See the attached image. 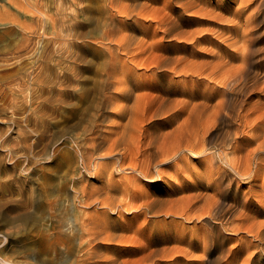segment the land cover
Instances as JSON below:
<instances>
[{
    "label": "rangeland",
    "instance_id": "374dc122",
    "mask_svg": "<svg viewBox=\"0 0 264 264\" xmlns=\"http://www.w3.org/2000/svg\"><path fill=\"white\" fill-rule=\"evenodd\" d=\"M26 1L39 3L40 13L31 11ZM35 1L0 0V264H250L257 239L246 230L252 225L255 232L264 227V0L261 6L260 0H202L205 7L220 12L215 13L220 20L210 22L197 13L201 5L169 15L178 3L194 0H115V9L93 13L96 24L86 13L71 9L66 0ZM22 3L27 4L26 11ZM165 15L166 24H161ZM41 17L43 22L36 21ZM204 32L208 36L197 43ZM197 51L203 55H192ZM35 69L41 74L32 88L42 92L35 100L61 88L68 96L62 103L48 105L45 132L34 134L36 145L27 151L14 144L17 127L12 117L21 120L27 112L18 108L25 99L13 92L28 78L21 72ZM76 88L88 89V96L76 99L72 92ZM240 89L245 93L237 95ZM25 94L32 98L29 89ZM237 111L248 113L245 123L236 118ZM5 136L12 148H6ZM58 136H63L61 142ZM251 136L255 138L249 141ZM93 137L104 141L101 154L111 151L112 158L96 159L93 164L103 166L98 177L89 178L77 148ZM186 146L202 156H191ZM55 147L69 150L70 164L53 157ZM174 148L176 157L166 165L157 164ZM121 153H125L123 167L144 168L146 180L131 169L124 174L115 171L111 163ZM233 159L240 172L255 173L254 180L231 171ZM59 164L65 171L66 190L55 208L44 198L40 212L37 193L46 178L56 175ZM156 168L162 175L153 181ZM120 179L130 186L129 212H112L100 204L108 198L104 187ZM80 186L87 192L82 194ZM83 195L88 196L80 198ZM109 197L110 202L122 199L117 190ZM174 207L183 209L178 212Z\"/></svg>",
    "mask_w": 264,
    "mask_h": 264
},
{
    "label": "bare ground",
    "instance_id": "6f19581e",
    "mask_svg": "<svg viewBox=\"0 0 264 264\" xmlns=\"http://www.w3.org/2000/svg\"><path fill=\"white\" fill-rule=\"evenodd\" d=\"M35 1V0H34ZM59 1V0H58ZM68 3H69V7L71 8V9H73V10H78V11H81L82 13H86L88 16H90V17H87L88 18V20H90V21H92V23L94 24V22H95V24H96V22H97V19H96V17H95V15H93V13L94 12H97V11H99V10H102L103 8H108L109 10H112V9H115L116 7H115V0H66ZM231 1V0H230ZM241 2H243L242 0H240ZM248 1V0H247ZM250 1H252V0H250ZM256 1V0H255ZM27 2V4H28V6H29V8L31 9V11H34V12H37V13H40V11H39V7L36 5V3H30V2H28V1H26ZM36 2V1H35ZM59 3H61V1L59 2ZM212 3V2H211ZM240 3V2H239ZM250 3V2H249ZM248 3V4H249ZM257 3V2H256ZM262 3L263 2H261V0H260V6L262 5ZM26 3L24 4V3H22V8L24 9V11H26V5H27ZM248 4H246V5H248ZM43 5V4H42ZM41 5V6H42ZM195 5H201V8L197 11V13H199L200 14V16H202V17H204L203 19H206V20H208L209 22L210 21H219L220 19H219V16L217 15V14H215L216 12H215V10H214V8L212 9V8H207V7H205V5H207V2H204V1H202V0H194V1H192V2H187V3H178L175 7H173V8H171V11L169 12V15H171L172 13H178L180 10H183V11H187V10H189V9H191V8H193ZM209 5V4H208ZM242 5H244V4H242ZM41 6H40V9H41ZM60 7H61V5H59ZM64 6V5H63ZM245 6V5H244ZM162 7V6H161ZM251 7H252V5H251ZM63 8V7H62ZM215 8H217V9H220V10H222V11H225V8H223V7H215ZM258 8H259V6H258ZM170 9V8H169ZM67 10V9H66ZM69 11H70V9H69ZM103 11V10H102ZM258 12V11H257ZM22 13V12H21ZM123 13H124V11H123ZM218 14L220 13V12H217ZM251 13H252V11H251ZM261 13V12H260ZM31 14V13H30ZM167 14V13H166ZM222 14V13H221ZM138 15V14H137ZM140 15V14H139ZM253 15V14H252ZM254 15H256V14H254ZM264 15V14H263ZM38 17V16H37ZM36 17V18H37ZM116 17V16H115ZM142 17V16H141ZM172 17V16H171ZM232 18H233V16H231ZM254 17H256V16H254ZM254 17H252L253 19H254ZM76 18V17H75ZM117 18V17H116ZM167 18H168V15H167ZM231 18V20H233ZM42 19V17L41 18H38L36 21H40V20ZM64 19V18H63ZM235 19V18H234ZM32 20V19H31ZM53 20H55V19H53ZM58 20V19H57ZM76 20V22H80V20H79V18L77 19H75ZM106 20V19H105ZM114 20H115V18L114 17H111V19H110V22L111 23H113L114 22ZM224 20V19H223ZM229 19H227V21H228ZM240 20V19H239ZM35 21V20H34ZM42 21V20H41ZM166 21H167V19H166V15L164 16V17H162L161 19H160V22H161V24H166ZM170 21V20H169ZM168 21V22H169ZM225 21H226V19H225ZM251 21V20H250ZM43 22V21H42ZM207 22V21H206ZM235 22V21H234ZM236 22H237V20H236ZM75 23V22H74ZM220 23V22H219ZM223 23V22H222ZM249 23V22H248ZM34 24H35V22H34ZM38 24H40V23H38ZM60 24V23H59ZM180 24V23H179ZM236 24V23H235ZM185 25V24H184ZM229 25V24H228ZM233 25V24H232ZM229 27V26H228ZM232 27V26H231ZM230 27V28H231ZM240 27V26H239ZM42 28V27H41ZM236 28V27H235ZM237 28H238V25H237ZM199 30H201V29H199ZM203 30V29H202ZM239 30V29H238ZM40 31H42L43 32V30H40ZM206 31H207V29H206ZM34 32V31H33ZM41 32V33H42ZM244 31H242L241 33H243ZM40 33V32H39ZM201 33V32H200ZM205 33V35H203L202 34V36L199 38V39H197L196 40V42L197 43H201V42H203L204 40H205V38H206V35H207V32H204ZM238 33H239V31H238ZM238 33H236V34H238ZM208 36V35H207ZM230 36V35H229ZM239 35H237V37H238ZM199 37V36H198ZM240 37V36H239ZM197 38V37H196ZM37 39V38H36ZM32 40V39H31ZM221 41V40H220ZM57 42V41H56ZM194 42V41H193ZM224 42V41H223ZM26 43H28V42H26ZM30 43H32L31 41H30ZM63 43V42H62ZM59 44V43H58ZM83 44H85V43H83ZM229 44V43H228ZM34 45V44H33ZM40 45V44H39ZM220 45V44H219ZM222 45V44H221ZM17 46V45H16ZM57 46V45H56ZM60 46V45H59ZM58 46V47H59ZM36 47V46H35ZM40 47V46H39ZM66 47V46H65ZM23 48V47H22ZM36 48H38V47H36ZM41 48V47H40ZM54 48V47H53ZM52 48V49H53ZM39 49V48H38ZM57 49V48H56ZM60 49V48H59ZM62 49V48H61ZM60 49V50H61ZM23 50V49H22ZM30 50V49H29ZM32 50V49H31ZM37 50V49H36ZM66 50H68V48L66 49ZM197 50V49H196ZM244 50V49H243ZM253 50V49H252ZM26 51V50H25ZM69 51V50H68ZM67 51V52H68ZM201 51V50H200ZM218 51V50H217ZM220 51V50H219ZM233 51H236V49L234 50L233 49ZM254 51V50H253ZM17 52V51H16ZM53 52V51H52ZM59 52V51H58ZM66 52V53H67ZM202 52H203V50H202ZM202 52H199V51H197V52H194V53H192V55H195V56H201V55H203V53ZM239 52H240V50H239ZM247 52V51H246ZM14 53H15V51H14ZM61 53V52H60ZM189 53V52H188ZM229 53V52H228ZM21 54V53H20ZM35 54V53H34ZM59 54V53H58ZM205 54V53H204ZM209 54V53H208ZM221 54V53H220ZM234 54V53H233ZM16 55V54H15ZM27 55V54H26ZM57 55V54H56ZM224 55V54H223ZM4 56V55H3ZM17 56V55H16ZM28 56V55H27ZM37 56H38V54H37ZM50 56V55H49ZM246 56H248V55H246ZM14 57V56H13ZM24 57H26V56H24ZM46 57V56H45ZM44 57V58H45ZM76 57V56H75ZM75 57H73V58H75ZM237 57H238V55H237ZM17 58H19V57H17ZM40 58V57H39ZM51 58V57H50ZM19 60H21V59H19ZM18 60V61H19ZM33 60V59H32ZM35 60V59H34ZM50 60V59H49ZM60 60V59H59ZM1 61H3V60H1ZM18 61H13V63L14 62H18ZM71 62V61H70ZM2 63V62H1ZM19 63H20V61H19ZM73 63V62H72ZM11 64H12V62H11ZM17 64V63H16ZM40 64V63H39ZM38 64V65H39ZM57 64V63H56ZM64 64V63H63ZM4 65V64H3ZM20 65V64H19ZM60 65V64H59ZM65 66H66V64H65ZM10 67V66H9ZM40 67H41V65H40ZM36 68V67H35ZM76 68V67H75ZM28 69H29V67H28ZM26 70H24V71H22L21 72V74H23V76L24 77H28L27 78V80H26V82L25 81H22L21 83H19L18 84V81H17V84H18V86H19V89L17 88L16 90L14 89V88H12V90L14 89L15 91L13 92V94H19L21 97H23L24 99H25V101L26 102H23L22 101V104H19L18 106V108L19 109H23V112L25 113V112H27V115L24 117V118H21V120H18L17 118H13L12 117V123H14L15 125H16V127H17V130L16 131H14V130H12V129H10V130H8V131H10V132H15V134L17 135V140L15 139V143L14 144H16L17 145V147L18 146H20V147H22L23 149H25V150H29L30 148H32V146H35L36 145V143L34 142V140H36V139H34V134H42V133H44L45 132V119H46V117H47V115H48V105H52L53 103H55V102H57L58 101V103H62V102H64V100H65V97L66 96H68V93H67V90L65 89V88H61V89H58L57 91H55V90H50V91H47V92H44V93H46V95H47V97L43 100H41V101H37V100H35L34 99V97H35V95L37 94L38 95V97L39 98H41V96H40V94L39 93H42L41 91H35L32 87H34V84L37 82V80H38V78H39V76H40V74H41V72H40V70L37 72V70L35 69V70H33L32 72L30 71V73H27V72H25ZM72 71V70H71ZM6 72V71H5ZM14 73V72H13ZM63 74V76L65 75V73H62ZM1 76V75H0ZM4 76V75H3ZM49 76V75H48ZM62 76V77H63ZM20 76H18V78H19ZM21 77H22V75H21ZM245 77V76H244ZM17 77H16V79H18ZM76 78V77H75ZM13 80V79H12ZM19 81H21V79H18ZM23 80V79H22ZM29 80H30V82H29ZM226 80H227V78H226ZM236 79H234L233 81H235ZM58 81V80H57ZM60 81V80H59ZM9 82V81H8ZM39 82V81H38ZM226 82V81H225ZM228 82H230V81H228ZM241 82H242V80H241ZM61 83V82H60ZM240 83V82H239ZM232 84H234V83H232ZM8 85V84H7ZM79 85V84H78ZM235 85H239V84H236L235 83ZM17 86V85H16ZM225 86V85H224ZM228 86V85H227ZM9 87V86H8ZM76 87H78V86H76ZM239 87V86H238ZM79 88V87H78ZM78 88H76L77 90H75V91H72L73 93H75V95H76V99H78V100H83V99H85V97H87L88 96V89H86V88H81V89H78ZM235 88V87H234ZM240 88V87H239ZM248 88V87H247ZM2 88L0 87V90H1ZM27 89H29L30 91H31V96H32V98H30L29 100H28V98H29V94L27 95V94H25V91L27 90ZM36 89V88H35ZM39 90V89H38ZM228 90H230V89H228ZM4 92V91H3ZM28 92V91H27ZM107 92V91H106ZM225 92V91H224ZM245 93V90H243V89H240L239 91H235V93L237 94V95H242V93ZM2 93V92H1ZM11 93V92H10ZM29 93V92H28ZM214 93V92H213ZM229 94L230 93H232L231 91H229L228 92ZM23 94H24V96H23ZM42 95V94H41ZM224 95V94H223ZM235 96V95H234ZM1 97V96H0ZM236 97V96H235ZM234 97V98H235ZM232 98V97H231ZM13 99H14V97H13ZM17 99V98H16ZM15 99V100H16ZM239 99V98H238ZM242 98H240V100H241ZM11 100V99H10ZM222 100V99H221ZM14 101V100H13ZM9 102V101H8ZM16 102V101H15ZM19 102V101H18ZM38 102V103H37ZM221 102V101H220ZM224 102H225V100H224ZM11 103V102H10ZM37 103V104H36ZM222 103V102H221ZM238 103V102H237ZM17 104V103H16ZM35 104H36V106H35ZM226 104V103H225ZM11 105V104H10ZM237 105V104H236ZM3 106V105H2ZM3 107H5V105L3 106ZM17 107V105L15 106L14 105V109ZM228 107V106H227ZM8 108V107H7ZM12 108V107H11ZM220 108H222V107H220ZM238 108H239V106H238ZM54 109V108H53ZM231 109V108H230ZM10 110V109H9ZM18 110V109H17ZM13 111V113L11 112V111H9V112H11L12 114H13V116H16L17 115V113H15L16 112V110H15V112H14V110H12ZM217 112H215V113H217L216 115V117H218V116H220L219 114L220 113H218L219 111L218 110H216ZM226 111H228V110H226ZM232 111L234 112L235 111V106H233L232 107ZM239 111V110H238ZM236 112V114H237V119L239 120V122L240 123H242V122H246V119L245 118H247V116H248V113H242V112ZM11 113H10V115H11ZM223 113V112H222ZM226 113V112H225ZM224 114V113H223ZM51 115V114H50ZM227 115V114H226ZM138 116V115H137ZM231 116V115H230ZM264 117V116H263ZM19 118V117H18ZM138 118V117H137ZM218 119V118H217ZM235 119V118H234ZM216 120V119H215ZM237 120V121H238ZM22 121H24L25 123V125L23 126V125H21L20 123L22 122ZM219 121V120H218ZM248 121V120H247ZM261 121V120H260ZM8 122V121H7ZM234 122V121H233ZM23 123V122H22ZM243 123V124H244ZM250 123V122H249ZM228 124V123H227ZM253 124V123H252ZM14 126V125H13ZM96 126V125H95ZM246 126H247V124H246ZM250 126V125H249ZM254 126V125H253ZM252 126V127H253ZM240 127V126H239ZM242 127V126H241ZM248 127V126H247ZM234 129V128H233ZM236 129V128H235ZM240 129H242V128H240ZM251 129V128H250ZM140 130H142V127H140L139 129H138V131H140ZM10 132H9V134H10ZM95 132V131H94ZM230 132H231V130H230ZM235 132V131H234ZM52 133V132H51ZM142 133V132H141ZM227 133V132H226ZM49 134H50V132H49ZM123 134V133H122ZM125 134V133H124ZM123 134V135H124ZM236 134H238V133H236ZM251 134V133H250ZM263 134H264V132H263ZM125 135H127V133L125 134ZM124 135V136H125ZM130 135H132V133L130 134ZM8 136V135H7ZM238 136V135H237ZM240 136V135H239ZM63 136H58L57 137V140L58 141H60L61 140V138H62ZM120 137H121V135H120ZM245 137V136H244ZM262 137V136H261ZM82 138V137H81ZM255 137H253V136H251L250 138H247L249 141H252V139H254ZM257 138V137H256ZM3 139V138H2ZM120 139V138H119ZM198 138H196V140H197ZM202 138H200L199 140H201ZM11 140V139H10ZM13 140V139H12ZM57 140H55V143H57L58 141ZM123 140L124 139H122V142L121 143H123ZM204 140H205V138H204ZM203 140V141H204ZM239 140V139H238ZM259 140V139H258ZM1 141V140H0ZM261 141V140H260ZM61 142V141H60ZM73 142V141H72ZM177 142V141H176ZM199 142V141H198ZM205 142H206V140H205ZM240 142V141H239ZM45 143V142H44ZM104 143V141L100 138V137H93V138H91V139H85L83 142H81V144H80V148H77V150H78V152H79V156H80V158H81V161H82V165H83V168H84V170H86V173L89 175V178H96V177H98L99 176V172H100V168L103 166L102 165V163L101 164H98V162H96L95 164H93V162L97 159H110V158H112L111 156H112V152L110 151V152H108V153H105L104 155L103 154H101V150H102V144ZM130 143V142H129ZM187 143H188V141H187ZM4 144H5V146H6V144H7V146H6V148L7 147H10V148H12L11 147V145L13 144L12 143V141L11 142H9V140L6 138V136L4 137ZM131 144V143H130ZM219 144V143H218ZM261 144H262V146H261V149L263 148L264 149V143H262L261 142ZM44 145V144H43ZM189 145H190V143H189ZM200 145H201V142H200ZM257 145V144H256ZM258 145H260V144H258ZM75 146V145H74ZM122 146H123V144H122ZM198 146H199V144H198ZM203 146V145H202ZM19 147V148H20ZM177 147V146H176ZM234 147H235V145H234ZM4 148V147H3ZM5 148V149H6ZM16 148V147H15ZM128 148V147H127ZM186 148V150H187V152H189L188 154H190L191 156H193V157H200V156H202V153H198V152H196L195 150H194V148L193 147H189V146H186L185 147ZM232 148V147H231ZM230 148V149H231ZM254 148H256V147H254ZM18 149V148H17ZM21 149V148H20ZM19 149V150H20ZM33 149V148H32ZM81 149V150H80ZM161 149V148H160ZM182 149V148H181ZM234 149V148H233ZM257 149V148H256ZM256 149H253V150H255L256 151ZM133 150V149H132ZM139 150V149H138ZM141 150V149H140ZM196 150H199V148H197L196 147ZM201 150H202V148H201ZM11 151L12 150H10V152L9 153H11ZM14 151V150H13ZM114 151V150H113ZM125 151H126V149H125ZM205 151V150H204ZM34 152V151H33ZM133 152V151H132ZM161 151H159V153H160ZM131 153V152H130ZM208 153V152H207ZM235 153V152H234ZM259 153H261V152H259ZM20 154V153H19ZM30 154L32 155V150H31V152H30ZM52 154V153H51ZM134 154V153H133ZM143 154H144V152H143ZM162 154V153H161ZM184 154V153H183ZM210 154H212V153H210ZM209 154V155H210ZM213 154H214V152H213ZM251 154V153H250ZM250 154H247V155H249V157H250ZM256 154V153H255ZM10 155V154H9ZM53 157L54 158H58V157H60V159L61 160H63V161H65L67 164H70L71 163V156H70V152H69V150L68 149H62V148H58V147H55V149H53ZM114 155V154H113ZM123 155H125V153H121V158H116V160L114 161V162H112L111 164L113 165V168L115 169V171L116 172H119V173H121V172H123V174H124V172H126V170H128V169H131L132 171H137L140 175H142V177H144V179L145 178H147V170L145 171V169L144 168H142L140 171L139 170H137L136 168H134V167H132V168H127V167H123V165L124 164H122L123 163V161H122V159L125 157H123ZM152 155V154H151ZM178 155V151H177V148H174V150L172 151V152H169V153H165L163 156H162V159H160L158 162H157V164H165L166 165V163H168L171 159H173L174 157H176ZM208 155V156H209ZM130 156H131V154H130ZM134 156H136V153L134 154ZM213 156V155H212ZM216 156V155H215ZM258 156V155H257ZM261 156H263V155H261ZM11 157V156H10ZM13 157V156H12ZM189 157V156H188ZM204 157H207V154L204 156ZM211 157V156H210ZM217 157H220V155H219V153H217ZM33 158V157H32ZM47 158V157H46ZM221 158V157H220ZM251 158H252V156H251ZM254 158V157H253ZM252 158V159H253ZM264 157H262V159H263ZM11 159H13V158H11ZM52 159V158H51ZM142 159H144V158H142ZM149 159V158H148ZM207 159H209V158H207ZM215 159V158H214ZM213 159V160H214ZM222 159V158H221ZM8 160V159H7ZM15 160V159H14ZM13 160V161H14ZM114 160V159H113ZM131 160V159H130ZM150 160H152L151 158H150ZM150 160H148V161H150ZM247 160H248V156H247ZM260 160H261V158H260ZM46 161H47V159H46ZM45 161V162H46ZM101 161V160H100ZM138 161H139V159H138ZM173 161V160H172ZM171 161V162H172ZM211 161V160H210ZM222 161H223V159H222ZM229 161V160H228ZM233 161V165L232 164H230V170L231 171H233L236 175H238V176H240V177H248V178H251V179H253L254 180V176H256L255 175V173H253V174H251V173H247V172H245V173H242V172H240L239 170H238V165H237V167L236 166H234L235 164H234V159L232 160ZM249 161V160H248ZM247 161V162H248ZM263 161H264V159H263ZM10 162V161H9ZM131 162H132V160H131ZM134 162V161H133ZM142 162H143V160H142ZM147 162V161H146ZM236 162H238L237 160H236ZM261 162H262V160H261ZM139 163V162H138ZM173 163V162H172ZM215 163V162H214ZM227 163V160L225 159V164ZM232 163V162H231ZM253 163V162H252ZM251 163V164H252ZM263 163V162H262ZM156 164V165H157ZM179 164V163H178ZM189 164V163H188ZM212 164V163H211ZM29 165V164H28ZM102 165V166H101ZM142 165V164H141ZM140 165V166H141ZM145 165V164H144ZM219 165H220V163H219ZM60 166V167H59ZM59 166H58V169H57V171L55 172L56 173V175H54V176H51V177H49V178H46L45 180H44V182L42 183V186H41V188L39 189V191H38V193H37V202L40 204L39 206H42V208H41V211L40 212H42V210H43V204H42V202H43V199L44 198H46V204L48 205V206H53L54 205V208H55V204H57V202L59 201V199L61 198V196L64 194V191L66 190V182L63 180V178H64V175H65V171H64V169H63V165L61 166L60 164H59ZM125 166V165H124ZM161 166V165H160ZM214 165H212V167H213ZM222 166V165H221ZM23 167H25V166H23ZM147 167H148V165H147ZM240 167H241V165H240ZM28 168V167H27ZM82 168V167H81ZM213 168H216V167H213ZM212 168V169H213ZM220 168V167H219ZM147 169V168H146ZM149 169H150V166H149ZM153 169H154V167H153ZM157 169V170H156ZM155 170L157 171V173L155 174L156 176H154L153 177V181L154 180H156V181H158V179H160V175H162V171H159L158 170V168H156ZM224 169H226V168H224ZM261 169V168H260ZM154 170V171H155ZM210 170H211V168H210ZM220 170V169H219ZM241 170V169H240ZM244 170V169H243ZM242 170V171H243ZM251 169H249L248 171H250ZM255 170V169H254ZM21 171V170H20ZM114 171V170H113ZM149 171V170H148ZM212 171V170H211ZM214 171V170H213ZM222 171V170H221ZM221 171H220V173H221ZM247 171V170H246ZM11 171L10 170H6L5 171V173L7 174V175H9L10 174V176H12V174L10 173ZM29 172V171H28ZM47 172V171H46ZM59 172H62V175H57ZM81 172V171H80ZM161 172V173H160ZM226 172V171H225ZM41 173V172H40ZM39 173V174H40ZM128 173V172H127ZM132 173V172H131ZM229 173V172H228ZM227 173V174H228ZM17 174H18V172H17ZM28 174V173H27ZM101 174H102V172H101ZM134 174V173H133ZM258 174V173H257ZM82 175V174H81ZM135 175V174H134ZM171 175V174H170ZM169 175V176H170ZM234 175V174H233ZM235 175V176H236ZM110 176V175H109ZM217 176V175H216ZM221 176H222V173H221ZM104 177V176H103ZM264 177V176H263ZM85 177H83V179L82 180H85L84 179ZM123 178V177H122ZM126 178V177H125ZM129 178V177H128ZM134 178V177H133ZM222 178V177H221ZM224 178V177H223ZM236 178V177H235ZM256 178V177H255ZM258 178V177H257ZM10 179V178H9ZM14 179V178H13ZM136 179H137V177H136ZM136 179H135V181H136ZM232 179V178H231ZM6 180V179H5ZM79 180V179H78ZM105 180V179H104ZM122 179H120L119 180V182H117V183H111V184H109L107 187H104V189H103V191H104V193L106 194V195H108V198H106L103 202L101 201V203L100 204H102V206L104 207V208H107V209H110L112 212H115L116 210H117V213L118 212H121V211H125V212H129V211H131L132 210V206H130V203L128 202V198L126 197V195H128V192H129V190H128V187H129V189H130V186H128L127 187V184L126 183H124V181H121ZM124 180V179H123ZM126 180V179H125ZM133 180V179H132ZM146 180V179H145ZM149 180V179H148ZM228 180H230V179H228ZM248 180V179H247ZM80 181V180H79ZM87 181V180H86ZM111 181V180H110ZM121 181V182H120ZM130 181L131 180H129V183H130ZM232 180H230V182H231ZM11 182V181H10ZM81 182V181H80ZM131 183H132V181H131ZM130 183V185H132ZM224 184V183H223ZM228 184H230V183H228ZM84 186L86 185V184H83ZM82 187L81 188V186H80V188H81V190H83V191H81L82 192V194L83 193H85V191L87 192V189L85 188V187ZM230 186H231V184H230ZM198 187V186H197ZM84 188H85V190H84ZM97 188V187H96ZM120 191V194H121V196H122V199H119L117 202H110L109 201V195H110V193L111 192H113V191ZM136 190V189H135ZM137 190H139V189H137ZM89 192V191H88ZM93 192V191H92ZM12 193V192H11ZM21 193L23 194V190L21 189ZM90 193V192H89ZM77 193L75 192V193H73V196L74 195H76ZM65 195H67V194H65ZM89 195V194H88ZM87 195V196H88ZM213 195V194H212ZM87 196H81L80 198H82L83 199V197H87ZM91 196H92V193H91V195L90 196H88V198H91ZM129 196V195H128ZM215 196V195H214ZM71 197V196H70ZM77 197V196H76ZM87 198V199H88ZM185 198V197H184ZM217 198V197H216ZM215 198V199H216ZM227 198V197H226ZM200 199V198H199ZM214 199V200H215ZM219 199V198H218ZM25 200V199H24ZM100 200V199H99ZM127 200V201H126ZM213 200V201H214ZM220 200V199H219ZM73 201H75V197H74V200ZM79 201H80V199H79ZM78 201V202H79ZM133 201H134V199H133ZM195 201V200H194ZM206 201V200H205ZM221 201V200H220ZM219 201V202H220ZM244 201V200H243ZM251 201V200H250ZM72 202V201H71ZM99 202V201H98ZM188 202V201H187ZM215 202H217V200L215 201ZM218 202V203H219ZM31 203V202H30ZM84 203V202H83ZM86 203H88V202H86ZM194 203V202H193ZM67 204V203H66ZM189 204H190V202H189ZM189 204H185V205H189ZM207 204V203H206ZM212 204H214V203H212ZM26 205H27V203H26ZM191 205V204H190ZM57 206V205H56ZM78 206V205H77ZM181 206V205H180ZM186 206V207H187ZM216 206V205H215ZM230 206V205H229ZM84 207H86V206H84ZM102 207V208H103ZM171 207V206H170ZM176 207V206H175ZM175 207H174V209H175ZM211 207V206H210ZM78 208L80 209L81 208V206L79 207L78 206ZM184 208H185V206H184ZM189 208V207H188ZM208 208V207H207ZM51 209V208H50ZM86 209V208H85ZM180 209H183V207H180L179 208V210ZM197 209V208H196ZM170 210V209H169ZM176 210V209H175ZM174 210V211H175ZM179 210H176V211H178L179 212ZM193 210V209H192ZM243 210V209H242ZM245 210V209H244ZM21 211V210H20ZM51 211V210H50ZM66 211V210H65ZM140 211V210H139ZM142 211V210H141ZM175 211V212H176ZM209 211V210H208ZM226 211V210H225ZM241 211V210H240ZM52 212H53V210H52ZM60 212V211H59ZM80 212H81V209H80ZM172 212V211H171ZM182 212H183V210H182ZM187 212H188V210H187ZM210 212V211H209ZM71 213V212H70ZM173 213V212H172ZM190 212H188V214H189ZM211 213V212H210ZM230 213V212H229ZM241 213V212H240ZM243 213V212H242ZM50 214V213H49ZM59 214V213H58ZM61 214V213H60ZM59 214V215H60ZM97 214V213H96ZM180 214V213H179ZM183 214V213H182ZM186 213H184V215H185ZM196 214H198V213H196ZM200 214V213H199ZM198 214V216H200ZM202 214H204V212L203 213H201V215ZM214 214V213H213ZM249 214V213H248ZM52 215V214H51ZM73 215V214H72ZM169 215V214H168ZM195 215V214H194ZM193 215V216H194ZM211 215H212V213H211ZM210 215V216H211ZM221 215V214H220ZM241 214H239V216H240ZM244 215H245V213H244ZM63 216V215H62ZM79 216H80V219L82 218H86V216L87 215H85V217H81V215L79 214ZM47 217H48V215H47ZM57 217V216H56ZM69 217V216H68ZM71 217V216H70ZM89 217H90V215H89ZM190 217H192V216H190ZM197 217V216H196ZM243 217V216H242ZM91 218V220H92V217H90ZM226 218V217H225ZM62 219V218H61ZM87 219V218H86ZM85 219V220H86ZM96 219V218H95ZM199 219V218H198ZM215 219H216V217H215ZM71 220V219H70ZM73 220V219H72ZM227 220V219H226ZM230 220V219H229ZM62 221V220H61ZM65 221H68V219L67 220H65ZM76 221H80L79 220V217H78V220L76 219ZM76 221H75V223H76ZM82 221V220H81ZM84 221V220H83ZM214 221H216V220H214ZM222 221V220H221ZM228 221V220H227ZM233 221V220H232ZM243 221V220H242ZM64 222V221H63ZM92 222V221H91ZM144 222V221H143ZM209 222H210V220H209ZM218 222V221H217ZM230 222V221H229ZM43 223V222H42ZM66 223V222H65ZM69 223V222H68ZM81 223V222H80ZM80 223H78V224H80ZM89 223H90V221H89ZM96 223V222H95ZM144 223H146V222H144ZM144 223H143V225H144ZM241 223L242 222H240L239 224L241 225ZM60 224H62V223H60ZM73 223H71L70 225H72ZM87 224V223H86ZM226 224V223H225ZM63 225V224H62ZM69 225V226H70ZM212 225H214V224H212ZM239 225V226H240ZM58 226H59V224H58ZM65 226V225H64ZM68 226V227H69ZM242 226H243V224H242ZM242 226H241V228L239 227L237 230H235V229H233V231H238V230H240V229H242ZM245 226V225H244ZM248 226V225H247ZM258 226V225H257ZM20 227V226H19ZM18 227V228H19ZM22 227V226H21ZM61 227V226H60ZM63 227V226H62ZM220 227V226H219ZM233 227V226H232ZM251 227H253V225L251 226ZM250 227V229H247L246 230V232H248L250 235H251V233H253L254 234V236L256 237V239H257V243L254 245V249L256 250V251H254V254H253V258L251 259V263L250 264H264V227H263V229L261 228V229H258L256 232L254 231V229L253 228H251ZM10 228V227H9ZM75 228H77V227H75ZM208 228V227H207ZM244 228V227H243ZM48 229V228H47ZM60 229V234L62 233V231H61V228H59ZM64 229V228H63ZM62 229V230H63ZM68 229V228H67ZM225 229V228H224ZM223 229V230H224ZM66 230V229H65ZM70 230H71V228H70ZM81 230H83V229H81ZM231 230V229H230ZM64 231V230H63ZM69 231V230H68ZM79 231V230H78ZM50 232V231H49ZM53 232V231H52ZM66 231H64V233H65ZM243 232H245V231H243ZM67 233V232H66ZM78 233V232H77ZM49 234L50 233H48V236H49ZM233 234V233H232ZM59 235V234H58ZM57 235V236H58ZM63 235V234H62ZM53 236V235H52ZM64 237V236H63ZM80 237V236H79ZM93 237H94V235H93ZM133 237V235L131 236V238ZM134 237H137L136 235H134ZM48 238V237H47ZM58 238H59V236H58ZM71 238V237H70ZM108 239V238H107ZM136 239V238H135ZM48 240V239H47ZM53 240V239H52ZM60 240V239H59ZM58 240V241H59ZM67 240V239H66ZM65 240V241H66ZM69 240V239H68ZM76 240V239H75ZM4 241H6V240H4ZM3 241V242H4ZM56 241V240H55ZM54 241V242H55ZM62 241V240H61ZM119 241H120V239H119ZM131 241V240H130ZM133 241H134V239H133ZM144 241V240H143ZM63 242V241H62ZM88 242H90V240L88 241ZM138 242V241H137ZM48 243H50V241L48 240ZM48 243H47V246H49L48 245ZM56 243V242H55ZM58 243V242H57ZM64 243V242H63ZM69 243V242H68ZM133 243V242H132ZM143 243V242H142ZM1 244H3V243H1ZM58 244H60V242L58 243ZM65 244V243H64ZM91 244V243H90ZM51 245H52V242H51ZM89 245V244H88ZM94 245V244H93ZM133 245V244H132ZM46 246V245H45ZM53 246H54V243H53ZM57 246V245H56ZM71 246V245H70ZM96 246V245H95ZM50 247V246H49ZM51 248V247H50ZM55 248V247H54ZM54 248H52V249H54ZM60 248V247H59ZM63 248V247H62ZM96 248H97V246H96ZM52 249H51V251L50 252H52ZM65 249V248H64ZM63 249V250H64ZM67 249V248H66ZM89 250V249H88ZM66 251V250H65ZM36 252V251H35ZM179 252V251H178ZM88 253V252H87ZM238 254V253H237ZM82 255V254H81ZM238 256V255H237ZM203 257V256H202ZM1 258V257H0ZM80 258V257H79ZM143 258V257H142ZM237 258V257H236ZM2 259V258H1ZM4 259H5V257H4ZM83 259H84V257H83ZM202 259V258H201ZM137 260H139V259H137ZM2 261H4V260H2ZM91 261H93V260H91ZM6 262V264L8 263L7 261H5ZM88 262V261H87ZM90 262V261H89ZM9 263H10V261H9ZM8 263V264H9ZM91 263V262H90ZM2 264V263H1ZM13 264V263H12ZM86 264V263H85ZM89 264V263H88ZM243 264V263H242Z\"/></svg>",
    "mask_w": 264,
    "mask_h": 264
}]
</instances>
